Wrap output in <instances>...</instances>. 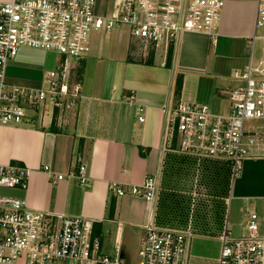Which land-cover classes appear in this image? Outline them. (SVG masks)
<instances>
[{
	"label": "crops",
	"instance_id": "obj_1",
	"mask_svg": "<svg viewBox=\"0 0 264 264\" xmlns=\"http://www.w3.org/2000/svg\"><path fill=\"white\" fill-rule=\"evenodd\" d=\"M9 1L0 0V4ZM113 6L114 0L102 14L99 2L98 15L110 17ZM256 17V4L229 2L216 39L185 34L174 50L171 68L166 67L168 54L139 53L129 31L121 50H92L73 63L72 79L82 86L81 100L74 109H34L21 124L0 127V165L32 171L25 189L0 193L25 201L33 211L50 214L51 233L60 231L65 218L92 222V236L99 240L101 254L113 256L119 246L121 260L129 263L125 259L129 261L131 248L136 249V263L146 227L155 225L159 201L149 203L130 191L148 178L162 182L163 163L169 153L164 140L166 107L172 99L197 104L216 101L226 114L232 93L242 85L236 75L243 76L254 56ZM44 56L21 51L8 64L6 81L26 89L45 86L50 72L43 70ZM259 59L253 57L255 62ZM98 66L102 81L96 86ZM178 77L182 78V90L176 98ZM87 79L90 84L85 88ZM78 158L86 166V186L72 177L78 174ZM46 166L49 173L44 171ZM114 184L126 192L124 197L110 189ZM234 197L264 203V160L244 163L240 176L232 182L230 200ZM255 208L264 234V205L260 213ZM244 221L239 225L241 234ZM218 256L196 258L203 262Z\"/></svg>",
	"mask_w": 264,
	"mask_h": 264
},
{
	"label": "built area",
	"instance_id": "obj_2",
	"mask_svg": "<svg viewBox=\"0 0 264 264\" xmlns=\"http://www.w3.org/2000/svg\"><path fill=\"white\" fill-rule=\"evenodd\" d=\"M229 2L256 4L252 49L261 42V57L255 62L253 56L243 76L236 75L242 85L232 93L226 114L215 115L205 104L172 99L166 107L164 140L167 152L228 163L234 182L245 162L264 160V0H114L108 18L98 15V0H10L0 4V127L21 124L34 109H74L81 100L82 86L72 79V64L91 53V42L99 32L126 28L139 53L168 54L187 33L216 39ZM24 50L61 57L57 69L46 76L45 86L26 89L6 81L8 64ZM78 164V174L72 177L86 186L89 179L82 158ZM44 171L49 173V167ZM31 173L24 166L0 165V191L25 189ZM110 189L119 197L126 195L117 184ZM161 191V182L148 178L130 194L157 204ZM244 218L239 237L230 230L228 218L225 220L218 237L219 257L203 262L191 253V226L146 227L138 260L132 264H264V234L255 207L247 208ZM51 229L50 214L33 211L25 201L0 193V264H130L121 260L119 246L113 256L100 253L101 244L92 236L90 221L65 218L58 233Z\"/></svg>",
	"mask_w": 264,
	"mask_h": 264
},
{
	"label": "trees",
	"instance_id": "obj_3",
	"mask_svg": "<svg viewBox=\"0 0 264 264\" xmlns=\"http://www.w3.org/2000/svg\"><path fill=\"white\" fill-rule=\"evenodd\" d=\"M173 56L174 51H169L166 67L171 68ZM181 90L182 78L178 77L174 89L176 98L181 95ZM176 146L175 141L172 148ZM161 183L156 226L173 229L191 226L195 234L206 237L220 231L232 189V169L228 163L198 161L169 152L164 159ZM200 197L206 199H197Z\"/></svg>",
	"mask_w": 264,
	"mask_h": 264
},
{
	"label": "rangeland",
	"instance_id": "obj_4",
	"mask_svg": "<svg viewBox=\"0 0 264 264\" xmlns=\"http://www.w3.org/2000/svg\"><path fill=\"white\" fill-rule=\"evenodd\" d=\"M99 2H101L102 14H104L105 10L109 11L110 5L113 2V0H98V4ZM126 31L128 30L126 28H123L120 30L113 31L109 34H106L105 31L99 32L98 34L94 35L93 41L91 42L92 50L94 51H112V50L119 51V49L121 50L122 48H124L122 47L124 46L123 44H125L126 41L129 39L128 32ZM262 47H263V44L261 42H258L255 45L254 57L256 60H258L261 57ZM24 51H30V53H39L43 55L45 54L43 58V61H44L43 70L46 72L55 71L61 60V57L55 53L37 52V51H31V50H24ZM159 58L163 59L164 57L159 56ZM96 69L99 73V79L95 82V85L97 86V85H100L98 83L102 81L101 66L96 67ZM76 72L77 70L75 71V73ZM89 84H90V80L87 79V83H85L84 87L88 88ZM185 102H192V101H190L189 99H185ZM200 102L209 106L213 114L215 115L224 114L223 113L224 110L221 107L220 102H216V101H212V102L200 101ZM200 192L205 193V191H200ZM197 199L200 200V199H206V198L200 197ZM254 204L259 208L258 212L260 213V210L262 212L263 205H264L263 202L240 201L239 199H236V197L231 198L230 203L227 204V211H226V216L224 218V223L222 224L220 231L217 234L206 237V236L197 235L193 232L191 250L194 253L195 257L205 259L204 256L206 257L218 256L219 249L221 247L218 237L223 231L225 220L228 218L230 230L233 232L235 237H239L241 234V228L239 227V225L242 224L244 221L243 213L245 212L247 208L252 209L253 207H255ZM137 252L138 251L136 249L134 250L131 248V255L129 256V261L126 259L125 261L129 262L130 264L134 263L137 258L136 257ZM200 256H203V257H200Z\"/></svg>",
	"mask_w": 264,
	"mask_h": 264
}]
</instances>
